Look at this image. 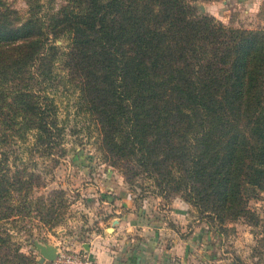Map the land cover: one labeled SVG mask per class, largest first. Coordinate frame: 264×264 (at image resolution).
<instances>
[{"label":"trees","instance_id":"16d2710c","mask_svg":"<svg viewBox=\"0 0 264 264\" xmlns=\"http://www.w3.org/2000/svg\"><path fill=\"white\" fill-rule=\"evenodd\" d=\"M12 1L0 0V264H32L6 221L33 212L53 227L66 202L34 196L41 176L5 150L64 154L56 62L127 183L144 175L208 220L259 223L247 201L264 194L263 28L225 25L203 0H22L24 14Z\"/></svg>","mask_w":264,"mask_h":264},{"label":"rangeland","instance_id":"374dc122","mask_svg":"<svg viewBox=\"0 0 264 264\" xmlns=\"http://www.w3.org/2000/svg\"><path fill=\"white\" fill-rule=\"evenodd\" d=\"M211 1L217 0L199 1L196 6L202 5V13L213 16L225 25L264 29V14L258 13L253 17L252 13L244 14L240 6H230L229 11L224 13L216 7L218 13L214 15L207 9ZM12 6L24 14L26 6L22 0H13ZM220 15L226 18H220ZM56 44L62 46L65 40H57ZM61 67V62L55 63L54 71L58 77L48 88V94L53 99L57 119L62 126L60 146L64 148V154L52 160L36 153L29 155V145L15 144L5 148L11 162L15 156L14 164L19 166L26 162L29 170L41 176L44 186L34 190V196L47 195L51 190L60 189L66 199L65 205L57 208V222L53 227L44 225L33 212L14 224L6 221L4 226L10 228L9 232L19 245V250L30 258L32 264H50L48 261L38 262L39 254L34 242L79 248L94 233H103L100 221L105 222L112 214L108 210L113 199L110 185L127 189L137 204L144 206L143 215L149 219L158 220L171 208L177 209L178 214L184 217L179 219L177 234L188 238L191 248L195 246L192 264H264V235L260 226L264 220L263 193L247 201L248 208L258 216L257 225L243 219L218 223L199 214L178 195L160 197L152 181L144 175H138L130 184L127 183L119 168L111 166L101 152L96 124L83 110L77 88L66 81ZM106 174H109L107 179ZM109 232L110 229L103 234Z\"/></svg>","mask_w":264,"mask_h":264},{"label":"crops","instance_id":"0c3cea01","mask_svg":"<svg viewBox=\"0 0 264 264\" xmlns=\"http://www.w3.org/2000/svg\"><path fill=\"white\" fill-rule=\"evenodd\" d=\"M230 6H240L244 14L252 13L253 17L264 14V0H217L211 1L207 9L215 15L216 7L224 13ZM109 188L113 199L108 210L112 214L100 224L103 233L108 227L111 231L94 233L81 244L92 264H192L195 246L191 248L188 238L177 234L179 219L184 218L177 209L171 208L164 217L152 220L143 215L144 206L137 204L127 189L116 185Z\"/></svg>","mask_w":264,"mask_h":264},{"label":"built area","instance_id":"2783aa9c","mask_svg":"<svg viewBox=\"0 0 264 264\" xmlns=\"http://www.w3.org/2000/svg\"><path fill=\"white\" fill-rule=\"evenodd\" d=\"M55 257L50 264H92L90 257L82 246L79 248H68L63 245H56Z\"/></svg>","mask_w":264,"mask_h":264},{"label":"water","instance_id":"95a60500","mask_svg":"<svg viewBox=\"0 0 264 264\" xmlns=\"http://www.w3.org/2000/svg\"><path fill=\"white\" fill-rule=\"evenodd\" d=\"M197 8L199 10L200 13L203 12V6L202 5H197ZM114 224V222L111 223V226ZM111 228L108 227L106 229V231ZM34 247L36 248L38 254H39V260L38 262H42V261H52L53 258L55 257V253H56V247L54 245L51 244H41L38 242H34Z\"/></svg>","mask_w":264,"mask_h":264}]
</instances>
